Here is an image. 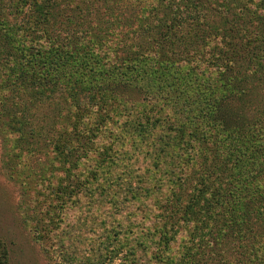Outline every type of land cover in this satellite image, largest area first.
Masks as SVG:
<instances>
[{
    "label": "trees",
    "instance_id": "trees-1",
    "mask_svg": "<svg viewBox=\"0 0 264 264\" xmlns=\"http://www.w3.org/2000/svg\"><path fill=\"white\" fill-rule=\"evenodd\" d=\"M0 125L55 264H134L66 229L120 158L144 163L120 183L152 200L143 264H264V0H0Z\"/></svg>",
    "mask_w": 264,
    "mask_h": 264
},
{
    "label": "rangeland",
    "instance_id": "rangeland-1",
    "mask_svg": "<svg viewBox=\"0 0 264 264\" xmlns=\"http://www.w3.org/2000/svg\"><path fill=\"white\" fill-rule=\"evenodd\" d=\"M2 132L4 135L11 133L6 132L0 125V238L6 242L8 247V264H55V261L50 260L43 252L42 242L35 241L30 231L31 219L32 221L38 220L36 218L38 214L36 212L30 214L31 207L29 204L35 199L36 193H41V189L37 185L38 179H32L31 176V170L37 165V161L22 156L11 161L5 159L7 138H4V141ZM143 166L144 163L134 162L133 158H120L112 166L109 177L113 178V183L116 184L110 185L109 192L110 196L113 195V202L121 201V203L114 205L107 197L106 199L103 198V207L96 206L89 209L88 205H84L80 212L76 209L67 212L66 220L69 223L66 225V229L68 230L72 225L71 229L75 228L80 239L84 236V247H90L97 237L109 232L107 235L110 242L114 243V247L120 243L124 244V249L132 250L131 253H133L129 257L134 260V264L144 263L147 256L142 249V242L148 243L152 236L140 231V229L152 225L151 219L146 220L144 218V212L151 205L152 200L150 198L143 199L142 196L139 200H125L128 196L123 198V192L120 190L122 189L120 183L139 173L137 167L142 169ZM131 168L133 171L130 173ZM140 189L143 191L142 188ZM106 191L108 190L104 191V196ZM100 198L101 196H99ZM37 199L41 200L42 195L37 196ZM105 204L106 210H104ZM91 211L94 212L95 217L93 219L97 223L95 221L93 224L88 222L71 223L78 217L82 218L83 222L90 219L88 214ZM99 219H105V222L99 223ZM89 226L95 228V234L86 230ZM121 227L123 230L117 231ZM102 247L105 248L106 245L102 243Z\"/></svg>",
    "mask_w": 264,
    "mask_h": 264
}]
</instances>
